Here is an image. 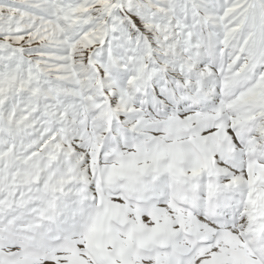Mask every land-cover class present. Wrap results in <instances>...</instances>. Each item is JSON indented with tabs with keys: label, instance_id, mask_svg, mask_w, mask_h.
Masks as SVG:
<instances>
[{
	"label": "snow or ice",
	"instance_id": "snow-or-ice-1",
	"mask_svg": "<svg viewBox=\"0 0 264 264\" xmlns=\"http://www.w3.org/2000/svg\"><path fill=\"white\" fill-rule=\"evenodd\" d=\"M0 264H264V0H0Z\"/></svg>",
	"mask_w": 264,
	"mask_h": 264
}]
</instances>
